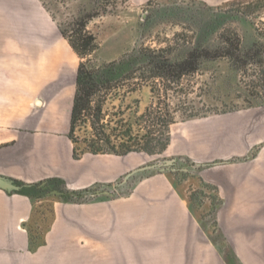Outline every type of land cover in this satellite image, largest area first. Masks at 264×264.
I'll return each instance as SVG.
<instances>
[{
	"label": "crops",
	"instance_id": "crops-1",
	"mask_svg": "<svg viewBox=\"0 0 264 264\" xmlns=\"http://www.w3.org/2000/svg\"><path fill=\"white\" fill-rule=\"evenodd\" d=\"M129 1L138 6L150 0ZM199 1L217 5L227 0ZM74 55L40 0H0V175L19 186L31 185L19 191L0 190V264H65L63 251L75 247L93 253L106 246L108 251L113 244L102 243L100 235L126 233L131 220L163 234L157 243L168 254H179L183 247L204 262L210 252L217 254L203 234L196 242L190 238L194 228H189L186 217L194 224L188 210L202 215L212 209V201L224 207V225L215 244L218 252L242 264H264V107L186 122L171 132L165 151L185 153L207 168L208 197L202 205L190 193L174 188L167 174L157 173L132 188L123 178L117 185L128 191L122 196L66 200L63 197L94 185L109 191L117 179L137 169L133 154L72 158L68 134L77 69ZM57 67L62 68V77L51 82L50 73ZM249 151L250 158L225 161ZM46 182L48 188L43 187ZM30 188L42 191L39 200L22 193ZM52 188L68 194L51 195ZM35 232L41 240L32 249L28 239L32 245L30 235ZM117 245L129 244L119 240ZM107 259L114 263L110 253Z\"/></svg>",
	"mask_w": 264,
	"mask_h": 264
},
{
	"label": "rangeland",
	"instance_id": "rangeland-1",
	"mask_svg": "<svg viewBox=\"0 0 264 264\" xmlns=\"http://www.w3.org/2000/svg\"><path fill=\"white\" fill-rule=\"evenodd\" d=\"M40 1L60 32H67V37L70 36L69 27L73 21L80 16L87 17L84 33L94 37L96 48L85 58L75 54L76 66L86 61L99 66L129 58L137 52L151 57L175 56L196 46L203 25H213L212 31L202 44L210 54L209 59L204 60L195 72L182 76L178 82H168L153 78L152 72L146 70L147 66L140 65L136 74L117 82L101 98L103 120L99 124L102 128L100 131L108 135L116 147L129 135L136 139H142L144 135H160L161 128L158 124L163 121L171 123V140V132L186 122L201 123L202 118L232 113L250 108L251 105L264 107V0H227L217 5L199 0H150L138 6L129 0ZM215 24L218 25L214 26ZM230 39L239 47L247 43L257 44L256 50L262 53L261 56L248 60V63L238 69L228 58L227 47ZM242 61H238L239 66ZM260 62L263 64L260 65ZM61 77L62 68L57 67L51 71L49 78L52 82L60 80ZM92 133L89 122L84 120L76 124L73 137L83 141L92 137ZM155 146L157 147L153 142L151 147ZM251 155L249 151L244 157L225 161L235 162L240 158H250ZM131 157L137 160L135 168L159 165L165 160L175 161L171 165L129 178L127 182L130 188L145 176L154 173L167 174L171 177L174 188L181 193H190L199 205L208 197L206 189L209 187V175L203 162L194 160L185 153L170 150L155 155L134 153ZM160 169H164L166 173L160 172ZM123 178L117 179L116 185L108 189L114 197L122 196L128 191L117 185ZM64 187L62 184L63 191L66 190ZM85 190L88 194L78 199L82 202L100 198L93 196L94 191H104L106 187L94 185ZM186 200L189 202L188 197ZM211 204L212 209L202 215L197 212L194 216L188 210L195 225L187 217L186 222L189 228H194L190 238L196 242L203 234L210 240L217 257L210 252L204 262L199 261L183 247L179 248V254H168L164 247H158L157 239L165 237L163 234L156 231L154 226H140L138 221L131 220L126 233L113 230L100 235L102 243L113 244L108 246V251L106 246L93 253L75 246L74 249L67 248L63 251L65 264H110L107 261L109 253L113 256L114 263L118 264H242L218 252L215 244L224 225V207L220 208L221 205L213 201ZM177 213L182 220L183 212L180 207ZM33 238L37 242L41 240L37 232L33 234ZM119 240L127 241L129 245L118 246ZM28 246L32 249L35 247L29 245V239ZM30 248L29 253L32 252Z\"/></svg>",
	"mask_w": 264,
	"mask_h": 264
},
{
	"label": "trees",
	"instance_id": "trees-1",
	"mask_svg": "<svg viewBox=\"0 0 264 264\" xmlns=\"http://www.w3.org/2000/svg\"><path fill=\"white\" fill-rule=\"evenodd\" d=\"M204 5L208 8L210 7L206 4ZM86 18L80 16L73 21L69 27V37H67L65 30L61 31L62 36L68 41L71 49L81 58L89 56L96 48L94 37L84 33ZM217 25L215 24L214 26ZM212 28L213 25H203L200 28L196 46L187 51L179 52L175 56L164 57L161 55L151 57L137 52L129 58H121L99 66L92 65L89 61L80 62L75 73V91L68 134V138L72 144V158L78 160L85 154L125 157L134 153H145L147 155L163 153L170 142L169 128L171 123L163 121L158 124L159 128H161L160 135L154 137L144 135L142 139H136L132 135H127L128 138L125 141L122 140L119 147H116L111 143L110 137L100 131L102 128L101 126L99 127V124L103 120L101 114L103 101L101 98H104L108 90L117 82L136 74L139 71L140 65L147 66L146 70L152 72L153 78H159L168 82H178L182 76L195 72L204 60L209 59L210 54L202 44L206 36L212 31ZM228 43V58L238 69L248 63V60L259 58L262 54L256 50L257 44L254 43H247L241 47L235 45L231 39ZM239 60H243L240 66L238 65ZM261 63L259 64L262 65L263 63ZM257 97H259L258 94ZM250 107H254V105ZM84 120H87L92 128V137L78 141L73 137L74 128L78 122ZM153 142L157 147H151ZM49 182L52 184V180H49ZM86 191L74 192L63 198L70 201H81L78 199L81 196H86L88 194ZM22 193L34 200L42 196V191L31 188L23 190ZM30 243L36 245V241L32 235H30Z\"/></svg>",
	"mask_w": 264,
	"mask_h": 264
},
{
	"label": "water",
	"instance_id": "water-1",
	"mask_svg": "<svg viewBox=\"0 0 264 264\" xmlns=\"http://www.w3.org/2000/svg\"><path fill=\"white\" fill-rule=\"evenodd\" d=\"M75 81V79H74ZM38 104V102H37ZM175 160H165L162 164H159V165H150V166H144V167H140V168H137L133 171H131L130 173H128L125 177H124V180L123 182H127V180L132 177L133 175L139 173V172H145V171H149V170H152V169H156L158 167H161V166H166V165H171L174 163ZM164 169H160V172H163ZM44 184V183H41V185ZM31 185H23V186H19V185H16L15 182L10 179V178H7L5 176H1L0 175V190H3V191H6V192H12V191H19L21 190L22 188H27V187H30ZM51 195H57V196H64V195H67L68 193H64V192H60V191H57V190H53L50 192ZM93 196H96V197H100V196H109V197H113L114 194L113 193H110L109 191L107 190H104V191H101V190H95L94 193H93Z\"/></svg>",
	"mask_w": 264,
	"mask_h": 264
},
{
	"label": "flooded vegetation",
	"instance_id": "flooded-vegetation-1",
	"mask_svg": "<svg viewBox=\"0 0 264 264\" xmlns=\"http://www.w3.org/2000/svg\"><path fill=\"white\" fill-rule=\"evenodd\" d=\"M49 185H50V184L46 182L45 186H43V187L48 188ZM38 190H39V189H38Z\"/></svg>",
	"mask_w": 264,
	"mask_h": 264
}]
</instances>
